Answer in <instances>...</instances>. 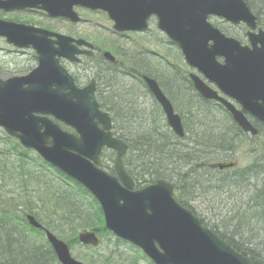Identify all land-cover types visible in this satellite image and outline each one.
Returning <instances> with one entry per match:
<instances>
[{"label":"water","instance_id":"95a60500","mask_svg":"<svg viewBox=\"0 0 264 264\" xmlns=\"http://www.w3.org/2000/svg\"><path fill=\"white\" fill-rule=\"evenodd\" d=\"M231 2L235 8L229 11L225 7ZM74 5L107 11L119 32L144 27L148 15L155 13L159 17V29L179 47L185 62L208 81L217 83L223 92L236 98L245 111L264 123V54L241 47L235 41L231 47L227 43L208 46L209 40H215L206 22L208 15H220L252 26L254 17L242 0H169L166 12L153 7L142 15L140 24L135 21V0H122V4L114 8L108 7L106 0H6L0 3V8H36L50 17L75 22L78 18L72 11ZM0 36L18 49H32L37 57V66L28 74L0 78V128L16 138L22 147L35 151L44 162L85 188L97 201L108 231L139 248L153 264H252L182 208L173 198L172 184L158 180L141 190H133V181L121 161L127 145L112 135L110 118L100 111L94 99V88L91 85L76 88L60 65L61 59L76 60L79 53L76 46L86 43L2 20ZM226 48L229 51L226 52ZM218 54L225 59L223 66L216 64ZM105 56L112 59L108 53ZM191 78L203 98L220 99L197 76L191 75ZM145 81L160 103L167 125L182 138L184 129L180 118L173 113L158 85L147 78ZM220 101L243 132L257 134L242 112ZM52 120L71 128L74 133L63 131ZM103 148L116 154L115 175L99 168ZM216 167L228 169L233 163ZM26 219L30 227L42 229L33 216L28 215ZM43 231L59 264H83L71 256L64 241L50 231ZM78 241L91 247H97L100 242L90 231L80 232Z\"/></svg>","mask_w":264,"mask_h":264},{"label":"flooded vegetation","instance_id":"af4514ba","mask_svg":"<svg viewBox=\"0 0 264 264\" xmlns=\"http://www.w3.org/2000/svg\"><path fill=\"white\" fill-rule=\"evenodd\" d=\"M5 1L0 0V3H4ZM242 2L254 17L252 26L242 21L235 23L224 16L208 15L206 22L213 30V36L215 38L214 41H208V46L215 43L221 45L227 43L231 47L232 41H235L241 47L247 48L250 51H258V54H264V0H242ZM167 3H169V0H135V21L140 24L142 15L147 11L150 12L153 7H158L166 12ZM106 4L110 8L119 7L122 4V0H106ZM233 8H235V5L232 2L229 6L225 7L229 11ZM72 11L78 18L75 22L63 17H50L44 11L36 8H0V20L44 29L71 38L74 41L81 40L86 43V45L76 46L79 51L75 56L76 60L67 61L61 59L60 65L72 78L76 88L84 89L90 85L94 88L95 100L99 104L100 110L108 114L110 122H168L160 103L150 91L145 81L146 78L153 80L158 85L160 91L172 106L173 113L178 115L181 122H202L199 119H203L204 122H214L217 124L223 122L234 123L235 121L232 119V115L220 100L225 101L242 112L246 120L258 131V135L251 136L241 131L243 139L255 143V145H251L250 147L252 149L248 152L252 161L251 164L245 167H248L247 170L249 169V171H247L244 178L240 179L241 181L233 182L231 186L233 191H241L248 194L246 209L250 208L251 219L254 221L259 220L256 216V213L259 212L262 216L261 220H264V210H262L264 208V202L257 201L259 195L252 198L255 192H259L264 183V137L259 136L258 130L259 127L264 125L263 121L258 120L252 114L245 111L238 100L223 92L217 83L208 81L204 75L191 68L185 62L179 47L170 40L166 33L159 29V17L155 13L148 15L145 19L144 27L133 31L119 32L114 28V22L110 19L107 11L90 9L80 5H74ZM79 11L83 12V14H80ZM96 14L104 17L107 25L94 22L91 16ZM33 16L40 17L45 20V23L50 24L52 22L63 21L67 22L70 26L84 24L98 26L107 31L109 36L100 35L99 39L101 40L93 43L84 37H73L54 32L50 29L49 25L45 24V26L44 24L41 25L42 23L38 24L39 22H34ZM51 39L56 40L54 37ZM0 41L6 46L12 47L1 36ZM73 45L75 44L73 43ZM173 47L177 51V57L179 56L181 59L180 68H178V64L173 63ZM16 51L20 50L16 49ZM225 51L227 52L229 49L226 48ZM106 53L110 54L112 59L106 57ZM215 61L219 66H223L225 63L224 57L220 54L216 55ZM191 75L197 76L216 92L217 97L220 99L207 100L203 98L194 88ZM258 103L261 104V101H258ZM192 111L196 112L199 119L192 118ZM53 122L58 121L53 120ZM59 126L64 131L73 133V130L69 127L63 126L62 124H59ZM169 131L172 133L171 130ZM114 137L118 138L117 135ZM190 141L182 140L179 147L175 148L187 151L190 147ZM230 153L224 151L217 153L216 155L219 158L208 161L209 163L205 167L216 171L215 168H212L211 164L222 162L234 163L235 166L231 169L216 171L217 175L218 173L232 174L239 167L238 162L234 160L233 155H230ZM104 164L105 162L102 161L101 165L104 166ZM123 164L124 166L126 164L125 158H123ZM200 164L203 163L200 161ZM188 168L186 167V170ZM108 171L111 170L108 169ZM197 175H204L206 177L207 175L211 176V173H197ZM211 179H214V177H211ZM202 183L203 178L195 179V174H189L187 175L186 183L179 185L181 187L180 189L183 190L181 191L183 201L179 203L182 207L191 210L196 216L198 214L189 205L196 197L190 196V193H187L186 190L195 188L196 186L201 187ZM212 183L211 185H213ZM137 188L134 182V189ZM176 189H178L177 184L174 185L173 192ZM259 205H262V208ZM198 218L200 219L201 225H203V220L199 216ZM209 229L214 230L213 228Z\"/></svg>","mask_w":264,"mask_h":264},{"label":"trees","instance_id":"16d2710c","mask_svg":"<svg viewBox=\"0 0 264 264\" xmlns=\"http://www.w3.org/2000/svg\"><path fill=\"white\" fill-rule=\"evenodd\" d=\"M192 118L199 119L195 111H192ZM199 120L202 122H198L197 129L190 128L187 122H183L186 130L183 140H191L187 151L175 148L179 147L182 140L168 131L164 123L166 132L162 128L159 129L160 125L157 122H148L149 132L129 136L121 125L124 122H113L114 129L122 130L121 134L117 135L118 138L128 144V152L131 154L125 156V166L133 177L136 187L154 183L159 179L171 181L177 184L176 193L179 192L177 200L182 202L180 192L183 190L179 185L186 183L189 174H195V179L203 178L201 184L203 192L218 191L220 188V190L230 191L233 182L244 178L249 171L248 167H239L229 175L227 173H218L219 176L217 173H212L211 176L206 177L197 175V173L208 172L205 171V166L209 163L208 161L219 158L217 153L235 151L243 139L241 131L233 122L217 124ZM258 130L259 136L264 137V125ZM114 135H116L115 132ZM243 141L246 142L245 139ZM246 143L248 150L252 149L251 145H255L248 141ZM30 154H32L31 151L23 149L16 140L0 132V264H59L47 244L38 243L30 237L29 233L41 236L43 234L27 225L25 216L28 214L35 216L40 224L51 232L64 234L63 232L69 231L70 236L65 241L69 247L79 244L77 240L79 229L93 231L100 238L110 235L104 226L102 212L96 200L79 184L38 157L35 156L34 160L37 161L32 162ZM107 158L108 161L112 160L111 155ZM200 161L203 164H200ZM181 164L189 168L182 172ZM103 167L108 166L104 164ZM51 173L53 175H50ZM224 185L226 188L222 189ZM214 186L216 187L213 188ZM188 193L190 196L194 195L191 191ZM257 195H259L257 201L264 202V183L252 198ZM88 197L91 198L89 201L91 205L85 203ZM186 200L188 201L187 198ZM259 207L262 208V205ZM243 225L247 223L244 222ZM213 231L236 252L248 257L252 264H264V258L255 248L233 242L236 235L227 238L225 234ZM240 239L241 236L238 240ZM119 241L116 239L117 243ZM245 241L246 244H252L253 240ZM263 244L259 242L256 245ZM138 252L135 251L136 256L140 254ZM140 255L138 258L131 259L129 264H139V260H146L142 254ZM110 258L111 256L106 257V264ZM120 264H124L123 261ZM149 264L152 263L149 262Z\"/></svg>","mask_w":264,"mask_h":264},{"label":"rangeland","instance_id":"374dc122","mask_svg":"<svg viewBox=\"0 0 264 264\" xmlns=\"http://www.w3.org/2000/svg\"><path fill=\"white\" fill-rule=\"evenodd\" d=\"M79 13L83 14V12L81 11H79ZM91 19L94 22L107 25L104 17L100 16L99 14L92 15ZM33 20L36 23L39 22L38 24L42 23L41 25H49L50 29H52L54 32L70 35L73 37H84L92 41L93 43L97 40H101L99 39L100 35L109 36L107 31L98 26H90L87 24L70 26L67 22L63 21L52 22L54 25L52 23L51 25L50 23H45V20L41 19L40 17L35 16H33ZM172 56L173 63L178 64V68H180L181 59L179 56L177 57V51L174 47L172 49ZM36 66L37 60L32 50L16 51V49H14L13 47L6 46L2 41H0L1 78L28 74ZM198 122H187V124H189L190 128L197 129L196 126L198 125ZM163 123L165 124V122H157V124L160 125V128L165 129ZM121 125L123 126L124 131L129 134V136L146 131L149 132L150 130L148 122H124ZM166 131L167 130H164V132ZM0 132H2L1 129ZM113 132H115L116 135H119L121 134L122 130L118 128L114 129L113 127ZM248 152L249 151L247 145L243 144V141H241V145H238L237 148H235V151L230 153V155L232 154L234 160L238 162V167H245L248 164H251L252 161V158ZM34 154L35 153L33 152L32 154H30L32 162L37 161L36 159L34 160V157L36 155ZM130 154L131 153L128 152L127 155L129 156ZM108 155H111V151H104L101 155V160L105 162L106 166L112 167L113 158L112 161H108ZM108 167L104 168L107 169ZM181 168L182 171H186V167H184L182 164ZM208 169L209 168L206 167V170ZM50 175L53 174L51 173ZM145 185L146 184H143L141 187ZM215 187L216 186H214L213 188ZM201 189V187L189 188L188 190H186V192H193L196 198L191 204L189 203V205L193 207V210L203 220L207 227L213 228L215 231H219L223 235L225 234L224 236H226L227 238L236 235V237H234L233 239L234 243L238 242L243 246L255 248V250L257 252H260L261 256L264 258V244L260 245L261 247L256 245L259 242L264 243V220H261L262 216L261 214H259V212L256 213V216L259 220L254 221L251 219V213L246 209L248 194L241 191L229 192L226 190H213L209 192H203ZM180 193L182 196V192ZM176 195L179 196V192H177ZM90 200L91 198L88 197V200L85 201L86 205H91L89 202ZM248 217H250V219H247ZM244 222H246L247 225H243ZM80 231H82V229L77 230V234ZM63 233L64 234L55 232L54 234L61 240L67 241L70 236L69 231H65ZM29 235L34 241L46 244L45 238H43L41 235L33 233H29ZM239 236H241L240 240H238ZM100 239L101 245L93 250H91L92 248H86L81 244L71 247L70 252L72 257L78 261L83 262L84 264H106V257L111 256V258L109 259L110 261L107 264H120L122 263V261L124 264H129V261L131 262V259L138 258L140 255H135V251L138 249L131 246L130 244L123 241H119L117 243L116 238L112 234L104 238L101 237ZM246 239L253 240L252 244H246ZM139 264H149V260L141 259L139 260Z\"/></svg>","mask_w":264,"mask_h":264}]
</instances>
